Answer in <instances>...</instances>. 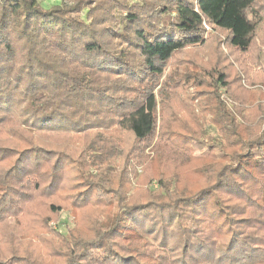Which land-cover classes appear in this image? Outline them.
I'll return each instance as SVG.
<instances>
[{
	"label": "trees",
	"instance_id": "16d2710c",
	"mask_svg": "<svg viewBox=\"0 0 264 264\" xmlns=\"http://www.w3.org/2000/svg\"><path fill=\"white\" fill-rule=\"evenodd\" d=\"M148 1L59 0L44 7L40 0H0V125L19 117L24 127L44 132L120 126L138 141L149 140L157 123L155 90L167 62L203 43L206 25L228 31L233 47L249 50L264 15L261 0ZM225 77L219 80L229 88ZM263 109L264 104L248 113L238 108L240 118L228 111L221 115L222 137L233 150L221 155L225 165L214 166L211 184L178 196L159 179L158 200L118 205L108 231L97 242H85L81 252H70L68 264H146L130 249L135 250L137 234L153 235L148 242L154 239L166 249L178 243L173 247H183L189 258L196 248L204 264H264L254 237L230 223L227 215L235 211L221 196L237 195L254 177L251 168L264 170ZM216 143L223 147L222 140ZM5 151L0 148L1 155ZM17 162L15 174L24 165ZM259 195L263 203L262 189ZM256 197L246 195L252 201ZM242 216L240 223L251 218ZM188 218L193 228L177 224ZM204 223L215 226L219 241L210 237L211 229L203 237ZM222 235L227 240H220ZM95 250L98 258L87 260L94 259ZM176 261L200 264L183 255Z\"/></svg>",
	"mask_w": 264,
	"mask_h": 264
},
{
	"label": "rangeland",
	"instance_id": "374dc122",
	"mask_svg": "<svg viewBox=\"0 0 264 264\" xmlns=\"http://www.w3.org/2000/svg\"><path fill=\"white\" fill-rule=\"evenodd\" d=\"M40 1L44 7L59 2ZM262 20L249 50L233 47L228 31L206 25L203 43L184 48L167 62L155 90L157 123L149 140L138 141L120 126L44 132L24 127L19 117L1 124L0 148L6 151L0 154V264H68L70 252H81L85 242H97L108 231L118 205L158 200L163 192L159 179L178 196L211 184L214 166L225 165L221 155L233 150L222 137L221 115L228 111L240 118L238 108L248 113L264 104V15ZM222 74L229 88L220 82ZM261 117L264 132V111ZM17 161L24 165L15 174ZM250 172L254 177L244 181L237 195L221 196L224 206L235 211L225 209L230 223L245 227L264 257V202L259 195L264 170ZM248 192L257 196L254 201L246 198ZM242 215L251 218L240 223ZM189 219L177 224L193 228ZM208 224L203 237L211 229L210 237L219 241L215 226ZM137 236L135 250L130 249L146 264H179L182 255L205 263L196 248L189 258L183 247H173L178 243H170L169 251L154 239L149 243L153 235ZM220 240H227L226 235ZM94 252V259L87 260L98 258L100 251Z\"/></svg>",
	"mask_w": 264,
	"mask_h": 264
}]
</instances>
